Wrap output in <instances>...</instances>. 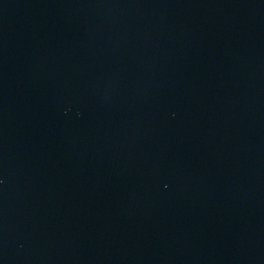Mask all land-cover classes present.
I'll list each match as a JSON object with an SVG mask.
<instances>
[{
	"label": "water",
	"instance_id": "1",
	"mask_svg": "<svg viewBox=\"0 0 264 264\" xmlns=\"http://www.w3.org/2000/svg\"><path fill=\"white\" fill-rule=\"evenodd\" d=\"M0 264H264V0H0Z\"/></svg>",
	"mask_w": 264,
	"mask_h": 264
}]
</instances>
